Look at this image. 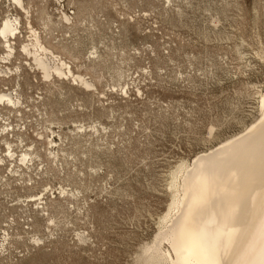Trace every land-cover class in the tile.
<instances>
[{"label":"rangeland","instance_id":"rangeland-1","mask_svg":"<svg viewBox=\"0 0 264 264\" xmlns=\"http://www.w3.org/2000/svg\"><path fill=\"white\" fill-rule=\"evenodd\" d=\"M24 3L0 0V34L22 23L10 58L0 35V91L22 101L0 103V264H136L171 174L260 116L264 0ZM29 25L95 88L45 78Z\"/></svg>","mask_w":264,"mask_h":264},{"label":"bare ground","instance_id":"bare-ground-1","mask_svg":"<svg viewBox=\"0 0 264 264\" xmlns=\"http://www.w3.org/2000/svg\"><path fill=\"white\" fill-rule=\"evenodd\" d=\"M13 1L30 14L24 0ZM63 18L73 20L65 13ZM21 26V19L10 16L2 26L9 58ZM30 32L32 42L23 51L45 78H72L87 90L95 88L85 77L74 75L71 65L47 48L33 27ZM6 60L0 57V78H9L12 72L2 64ZM18 94L0 91V103L19 108ZM260 100V116L244 132L180 164L171 174L169 209L136 264H264V93ZM7 146L12 159V145ZM34 156L24 152L21 165Z\"/></svg>","mask_w":264,"mask_h":264}]
</instances>
